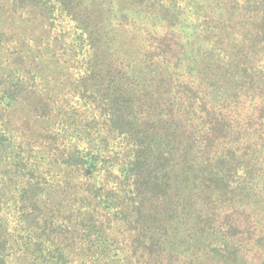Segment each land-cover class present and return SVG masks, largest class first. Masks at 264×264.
Wrapping results in <instances>:
<instances>
[{"label":"trees","instance_id":"trees-1","mask_svg":"<svg viewBox=\"0 0 264 264\" xmlns=\"http://www.w3.org/2000/svg\"><path fill=\"white\" fill-rule=\"evenodd\" d=\"M0 264H264V0H0Z\"/></svg>","mask_w":264,"mask_h":264}]
</instances>
